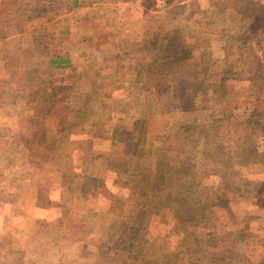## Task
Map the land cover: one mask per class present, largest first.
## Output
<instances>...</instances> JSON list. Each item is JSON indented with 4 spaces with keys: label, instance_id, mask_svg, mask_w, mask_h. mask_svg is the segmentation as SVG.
<instances>
[{
    "label": "rangeland",
    "instance_id": "rangeland-1",
    "mask_svg": "<svg viewBox=\"0 0 264 264\" xmlns=\"http://www.w3.org/2000/svg\"><path fill=\"white\" fill-rule=\"evenodd\" d=\"M0 264H264V0H0Z\"/></svg>",
    "mask_w": 264,
    "mask_h": 264
}]
</instances>
